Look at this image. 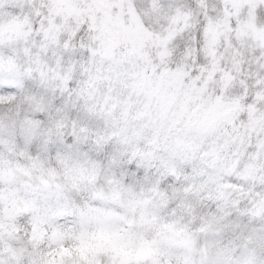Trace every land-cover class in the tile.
Wrapping results in <instances>:
<instances>
[{"label":"snow or ice","instance_id":"1","mask_svg":"<svg viewBox=\"0 0 264 264\" xmlns=\"http://www.w3.org/2000/svg\"><path fill=\"white\" fill-rule=\"evenodd\" d=\"M0 264H264V0H0Z\"/></svg>","mask_w":264,"mask_h":264}]
</instances>
